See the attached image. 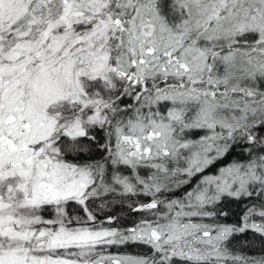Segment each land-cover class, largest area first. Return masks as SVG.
<instances>
[{"label":"snow or ice","instance_id":"1","mask_svg":"<svg viewBox=\"0 0 264 264\" xmlns=\"http://www.w3.org/2000/svg\"><path fill=\"white\" fill-rule=\"evenodd\" d=\"M109 194L151 218L100 220ZM248 231L264 241V0H0V264H264Z\"/></svg>","mask_w":264,"mask_h":264},{"label":"trees","instance_id":"2","mask_svg":"<svg viewBox=\"0 0 264 264\" xmlns=\"http://www.w3.org/2000/svg\"><path fill=\"white\" fill-rule=\"evenodd\" d=\"M103 133L98 134V138L102 137ZM103 140L101 139V143ZM84 143H87V141H84ZM241 152V148L237 147L233 149V151L226 156L225 158L217 161L215 165H213L211 168L207 169L205 172V175L207 174H213L216 172V170L219 167L225 166L229 164L233 159L239 158L243 159V156L239 155ZM102 155L101 152L93 151L92 156L94 158H99ZM143 174V172L141 173ZM199 176L195 178V180H198ZM195 180H193V183H195ZM187 187H191V185H188ZM187 188L184 189H177L174 192L171 193H165L164 196H167L168 198H178L181 197L186 191ZM161 198H164L163 196ZM149 198L145 197L143 195H136V196H128V197H121L116 194H109L106 198H103L102 200H98L96 202L97 206H99L101 203H105L107 206L103 209H100L97 207V216L100 220H103L105 216L107 215H114L118 218L119 224L117 226L119 227H127L131 226L135 222H139L144 217H149V214L143 213V212H135L132 211V208L129 207V205L135 206L139 203L147 202ZM252 203H258L255 197H253L251 200H229L225 199L219 206V211L227 212V216H217L215 218L216 222L223 223V224H239L240 223V217L243 214L245 210L246 205H250ZM253 219H259L258 217H254ZM211 222V221H208ZM245 241L249 243L250 246L243 248L242 250L245 252H248L249 254H258L261 251H264V248H262V244H264V241L261 240V238L257 235H254L251 231H248L244 234L238 235L233 238V243L239 242L240 244H243ZM111 252L115 253L117 251H132V252H139V253H147L149 249L146 246L139 245L136 247H130V248H120L117 249L113 247L110 249Z\"/></svg>","mask_w":264,"mask_h":264}]
</instances>
